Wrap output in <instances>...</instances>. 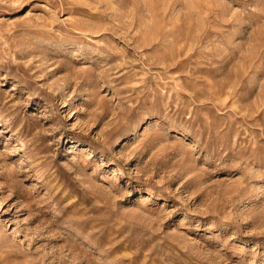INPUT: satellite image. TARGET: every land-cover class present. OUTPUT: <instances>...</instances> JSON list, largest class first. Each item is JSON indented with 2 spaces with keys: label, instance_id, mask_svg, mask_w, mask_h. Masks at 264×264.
Masks as SVG:
<instances>
[{
  "label": "rangeland",
  "instance_id": "1",
  "mask_svg": "<svg viewBox=\"0 0 264 264\" xmlns=\"http://www.w3.org/2000/svg\"><path fill=\"white\" fill-rule=\"evenodd\" d=\"M0 264H264V0H0Z\"/></svg>",
  "mask_w": 264,
  "mask_h": 264
}]
</instances>
